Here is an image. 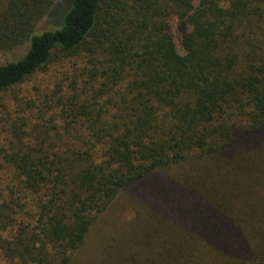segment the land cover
<instances>
[{
  "label": "trees",
  "instance_id": "16d2710c",
  "mask_svg": "<svg viewBox=\"0 0 264 264\" xmlns=\"http://www.w3.org/2000/svg\"><path fill=\"white\" fill-rule=\"evenodd\" d=\"M55 1L0 0V264H80L97 229V264H264V0H68L37 31Z\"/></svg>",
  "mask_w": 264,
  "mask_h": 264
},
{
  "label": "rangeland",
  "instance_id": "374dc122",
  "mask_svg": "<svg viewBox=\"0 0 264 264\" xmlns=\"http://www.w3.org/2000/svg\"><path fill=\"white\" fill-rule=\"evenodd\" d=\"M67 2L68 0H56L54 3L53 8L50 10V12L43 17L36 25V30L37 31H42L45 29H49V28H53L57 25H59L60 23V19L62 17L63 12L65 11L66 7H67ZM20 53V50H14L11 52H4V51H0V64H4L6 63L9 59H12L14 57H16V55H18ZM63 70V67L61 65H57L54 66L51 70H49L48 72L44 73V77H46V82L50 83L55 79V76L61 72ZM32 82H28L26 85L21 87V91H23V93H26L25 95H29L33 97V91L29 90L30 87L32 86ZM8 97L6 95H4V97L2 98V101L4 100L5 102H7L8 104H11V102L8 101ZM5 105H8L7 103H5ZM3 103V102H2ZM2 110V107H0V111ZM2 126V124H0V127ZM9 138V134L8 132H3L0 130V147L3 146V144H5V142L8 141ZM1 161V160H0ZM4 178V181H6L7 176L4 175L1 171H0V180ZM125 196H120L119 199L114 203L113 208H111L109 210L108 213L104 214L103 219L107 221V223H111V229H108L106 227L107 231H117L119 228H121V223H126L128 224L129 222H132L134 220L135 217V213L134 211L128 207L125 208L124 204L126 203L127 199H124ZM263 234L264 237V233L261 232V235ZM99 235H101V230L97 229L95 231V236L93 237V241L91 242L92 244H90L89 242V247L87 246L85 250L81 251V253L79 252V254L77 255V258L81 260L82 263L80 264H97V261L99 259V253L95 251V238L98 241ZM261 237V250H263V252L261 251V253L264 255V238ZM251 238H249L250 240ZM253 256H249L246 260L245 263L242 264H258L260 261H258L257 257H255V259L252 258ZM90 261H92L90 263ZM77 264H79L78 261H76Z\"/></svg>",
  "mask_w": 264,
  "mask_h": 264
}]
</instances>
